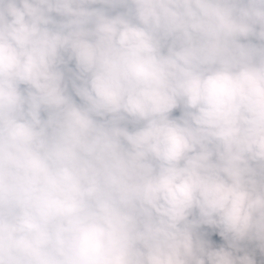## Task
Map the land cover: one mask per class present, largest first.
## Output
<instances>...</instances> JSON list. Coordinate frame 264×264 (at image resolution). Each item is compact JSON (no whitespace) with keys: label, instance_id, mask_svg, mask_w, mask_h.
I'll use <instances>...</instances> for the list:
<instances>
[{"label":"clouds","instance_id":"1","mask_svg":"<svg viewBox=\"0 0 264 264\" xmlns=\"http://www.w3.org/2000/svg\"><path fill=\"white\" fill-rule=\"evenodd\" d=\"M0 264H264V0H0Z\"/></svg>","mask_w":264,"mask_h":264}]
</instances>
